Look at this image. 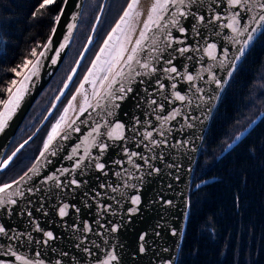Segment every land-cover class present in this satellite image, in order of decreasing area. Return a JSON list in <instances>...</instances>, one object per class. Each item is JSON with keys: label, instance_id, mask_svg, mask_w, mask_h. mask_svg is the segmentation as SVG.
I'll list each match as a JSON object with an SVG mask.
<instances>
[{"label": "water", "instance_id": "95a60500", "mask_svg": "<svg viewBox=\"0 0 264 264\" xmlns=\"http://www.w3.org/2000/svg\"><path fill=\"white\" fill-rule=\"evenodd\" d=\"M130 2H132V0H128L126 3L117 20L102 40L75 89L50 124L41 147L30 166L19 176L5 182H0V186H2L5 183H12L14 180H19L29 168L34 164L37 165L38 171L30 173V178H25L19 185V190L24 192V195L13 197L17 199V205H7L5 208H0V225L10 229L12 233L24 234L22 239L13 242L11 248H0V264H23L22 261L15 260L11 255L12 251H15L17 255L24 256L29 260L30 264H56L57 259H61L62 264H69V257L72 256L75 257V260L72 261L71 264H98L96 260L97 256L106 258L103 254L112 251H115L119 256V264H177L189 218L190 193L193 188L194 171L207 131L234 73L260 34L257 33L256 38L251 42L248 49H246L245 56L237 62L232 77L228 78L226 73L229 69L219 65V60L223 59L220 50L222 47L228 48L231 56L237 55L235 47L233 46V37L241 40L243 37H237L231 30L223 27L214 29L212 26L201 24L198 25V28L202 32V37L193 39L191 36H181L176 28H172L169 24V29L173 37L184 39L189 47L195 45L200 49V51L195 53H186L183 57L179 53H176L175 55L177 58L174 63L180 67L182 71L184 70L183 66L187 64L188 71L193 75L199 71L205 77L204 81L198 80L197 83L200 87L204 88L206 96L204 101H198L192 97V93H187L189 97L193 98L192 105L181 104L180 102H175L170 105L164 100V95L167 94V88L164 92H156L154 94L153 98H155L158 103H163L165 105L166 110L164 113H161V115H166L173 107L181 108L182 112L181 116L177 117L174 121H170L167 125V127L171 129V134L168 136L170 146L156 149L157 153H163L164 155L163 161L158 159L153 162L155 166L161 169L160 173H154L149 176L147 175L148 169L146 167H142L137 171L128 163L125 149H127L128 153L135 151L148 154L147 150L143 147L137 148L136 145L140 143L141 137L139 135L134 136L131 129L135 125L139 133L145 131V128L136 124V118H139L141 124H143L145 120H151L153 125L157 124L155 114H146L150 105L145 102L146 93L144 92L145 88L151 92L155 85L154 82L149 83V80L153 79L151 75L144 76L145 69H142L134 61L131 66H129L127 57L132 54V48L135 47V42L140 38V33L142 31L147 33L149 40L142 43V50L138 49L137 58L141 59L143 62L145 58L151 60L152 57L157 55L155 52H150L152 48L151 40L155 38L162 41L164 33L169 29H164L163 27L157 29L155 24L148 21L150 15L153 20H158L159 16L165 14L159 10L151 12L155 0H137L135 7L129 10V17H126L125 22L121 23L122 30H118L117 33L114 34L113 40L109 42L111 47L106 49L105 53L101 55V59L97 61V66L93 68V74L88 77V82L84 83V87L80 89L79 92L77 91V89L80 88V84L84 81L85 75L88 74V69L92 68V62L96 59V55L103 46L108 33L111 32L112 28L120 21V17L124 15ZM85 3L86 0H68V6L65 9L66 14L62 16L60 26L57 28V34L53 37L56 47H58L60 43H64L66 46L60 52L57 64L51 65L50 61L44 62V67L41 69L39 78L35 79V86L31 88L30 93L25 95L19 107L12 112L5 130L0 132V164H2L3 160L7 159L8 156H11L25 140H28V143L33 140L40 129L53 115L59 103L71 87L81 64L94 43L95 31L101 19L106 0L102 1L100 10L88 36V38H92V43L89 44L87 38L77 60L42 121L31 135L23 140L12 152L7 154L18 130L28 116L33 105L51 83L65 61L75 39ZM213 3H215V0H199L195 5L189 4V7L199 8L200 12L204 13L206 11H212L209 5ZM178 7L181 10H186L183 6ZM216 10L223 11L228 15L231 13V9L227 8ZM173 15H176L175 11ZM172 18V16H168V20L163 23H167ZM176 18L180 19L181 24L191 31L190 23L183 20L178 15H176ZM146 21H148L152 29L151 31L144 27ZM224 22H227V17ZM93 29H95V31H93ZM51 36L52 30L44 44ZM65 37H67V39H65ZM117 37H119V39H117ZM211 43L217 45V49L213 51V55L217 56L216 61H213L211 57L203 51L207 44ZM184 46V44H173V47ZM121 47L124 49L123 52H120ZM159 47L163 48V44L160 43ZM41 50L42 47L37 53ZM170 52L171 50H169V53ZM81 53H83V58L81 57ZM187 55H193L194 59L191 61L186 60L185 57ZM49 56H51V54H49ZM36 59H39V56L34 57L32 61L35 62ZM197 60L200 62L197 63ZM77 61H79V64ZM152 65L159 68V65L155 64V61H152ZM205 68H209L212 72H215L218 79L222 81L227 79V83L222 84L221 88L218 89L213 82L208 80L210 73L205 72ZM73 69H76L75 73H73ZM108 69L111 70L109 71ZM118 72H121L122 75L117 76L116 74ZM136 73H140V75ZM69 76L72 77L71 80L68 79ZM104 76H108V80H104ZM113 79L118 80L120 83H124L126 87H132L133 93H130L128 98L123 101H101V103L106 105V108L110 103H119L120 107H111V115L104 116V119L100 120L101 127L99 133L93 132L92 129L96 126L94 122L103 115L106 110L97 107V101L100 97H97L94 93L98 91L101 96H103L106 91L114 90L117 85L111 83ZM141 79L144 80L143 84L140 83ZM66 83L68 84L67 88L64 87ZM164 83L167 85L169 82L164 80ZM186 88L187 84L181 83L177 90L182 91L183 94ZM73 96H75L74 100L72 99ZM57 97H60V99L57 100ZM7 98L8 95L5 99ZM70 100L72 101L71 106H69ZM197 103H199L201 107H196L195 105ZM89 104L93 107L89 108ZM53 105H55V107H53ZM66 107L68 108L67 113L64 112ZM81 108L85 109V111L81 112ZM93 109H95V111ZM0 111H3V105H1ZM89 113H91V115H89ZM62 114L65 119L60 122L61 127L59 131L61 135L67 133L69 139H61V136H57L53 141L54 146H60L57 150V155H50V152L54 150L50 148L49 154H46V157L39 158L40 151L43 149V143L52 125L57 123ZM46 117L47 119H45ZM184 117L191 118L186 121ZM73 121H75L73 127L80 128V132L71 131L69 129V125H71ZM81 121H86V123L82 124ZM106 121L110 123H106ZM117 123L123 124L124 128L115 133L113 138H109L106 133L111 131ZM189 124L192 126L188 127ZM89 133H91V135H89ZM30 137L31 139H29ZM156 138L159 139L158 136ZM185 139L188 141L187 147L183 144L171 147L177 140L183 141ZM101 140L109 145L108 150L100 158V162L106 163L107 176L103 175L95 168H91L86 171L84 176H80L78 171L74 173V177L81 182L83 180L88 181L87 184L81 183V187L79 188L75 186L64 187L63 189L57 188L54 180H47V183H43L48 176H59V173L56 171L58 168L62 169L72 166L73 162L67 160V156L72 155V149L77 144H80V148L76 153L77 156L83 155L86 150L90 151L93 156H97L99 153L95 144ZM21 150L16 153L6 167H0V174L10 166ZM49 160L51 163L47 162ZM133 160L136 163H142L138 158L134 157ZM116 161L120 163H115ZM85 162L87 163V158ZM170 163L179 164L180 167L170 168ZM189 167L192 169L191 171L188 170ZM124 169H127L129 173L133 174L134 178L130 183L136 185V189H126L123 187L124 180L127 178L126 175L120 177L115 175L116 172H123ZM177 177H179V179H177ZM59 179L63 181L65 177L59 176ZM101 184L105 185V187L101 188ZM108 185L118 187V191L112 192ZM29 187L40 190L29 193L27 191ZM10 191L16 192L17 187L14 185ZM85 192L87 195L84 194ZM96 192L101 193V195L96 197ZM132 195H140L142 203L139 206L138 212L129 215V210L137 207L136 205H132L128 199V197ZM113 196L117 199H110V197ZM161 198L171 201V204H163ZM98 203H110L115 214H113V211H109L106 214H98ZM62 204L69 205V215L63 218L60 217L58 213V209ZM72 205H75L80 211L77 213L72 208ZM29 211L32 213L31 216L27 215ZM97 219L105 224V228L98 227L95 223ZM108 220L113 221V223L119 227L120 230L117 233H111L108 230L112 226L106 223ZM84 221H87L93 227V232L87 234L89 240L95 241L96 245H99L97 249L85 241L89 247H93L94 254L92 256L74 247V244L79 242L78 237L81 236V233L76 231L73 225L78 224L82 227V222ZM36 225H39L44 231L53 232L56 239L49 241L47 245L36 243L38 240L46 239L42 236L41 232L36 231ZM96 232L104 233V235H96ZM145 232L147 233V250L145 253L139 254V236ZM173 232H175V235ZM29 233L32 237L31 240L28 239ZM105 241H107V243H105ZM4 243L6 245L7 241L5 240ZM63 251H67L69 257H61L60 254Z\"/></svg>", "mask_w": 264, "mask_h": 264}, {"label": "trees", "instance_id": "16d2710c", "mask_svg": "<svg viewBox=\"0 0 264 264\" xmlns=\"http://www.w3.org/2000/svg\"><path fill=\"white\" fill-rule=\"evenodd\" d=\"M102 1L99 0L93 13H86L90 2L86 0L74 42L82 32L88 37ZM41 2L0 0V99L8 95L3 89L20 78L9 69L20 71L23 61L34 58L30 53L33 49L38 52L48 38L54 25L53 17L58 14L63 0L37 11ZM127 2L107 0L95 33L98 34L96 51ZM87 37L83 39L84 44ZM71 49L72 46L60 70L24 120L8 154L35 130L47 112L63 84L54 87L60 71L73 63ZM90 50L87 62L79 69L55 114L28 146L32 147V152L23 168L18 169L19 154L0 174V182L17 177L32 163L48 126L75 89L94 54V49ZM260 84L264 85V35L261 34L234 73L207 131L194 171L189 218L177 264H264V88L260 90ZM44 99L50 101L47 107L27 122L36 105ZM241 132L244 133L241 139L224 151Z\"/></svg>", "mask_w": 264, "mask_h": 264}, {"label": "snow or ice", "instance_id": "6c2138e0", "mask_svg": "<svg viewBox=\"0 0 264 264\" xmlns=\"http://www.w3.org/2000/svg\"><path fill=\"white\" fill-rule=\"evenodd\" d=\"M199 2V0H155V3L152 5L151 12H156L159 10L162 13H165L164 15L159 16L158 20H153L152 16L150 15L148 17V21H151L152 24L156 25L157 29H160L163 27L164 29H169V24L172 26V28H176V30L181 34V36L188 37L191 36L193 39L196 37H202V32L198 28V25H205V26H212L214 29L223 27L225 29L231 30L232 33L235 34L237 37H243V39H237L233 37V46L235 47V51L237 55L231 56L229 49L222 47L220 50V54L223 57V59L219 60V65H222L225 68H228L226 75L228 78L232 77V74L235 70L236 64L238 61L241 60L243 56L246 54V49L250 46L251 42L256 38L257 33L264 35V0H215V3L209 5V7L212 9V11H206L204 13H201L199 8H190L189 4L195 5ZM56 3V0H42V2L39 4L37 11L45 9L47 6H51ZM137 3V0H132L127 6V9L124 12V15L120 17V21L117 22L116 26L112 28L111 32L108 33L107 38L104 40L103 46L100 48L99 52L96 55V59L92 62V68L88 69V74L85 75L84 81L80 84V88L77 89L79 92L80 89L84 87V83L88 82V77L93 74V68L97 66V61L101 59V55H103L106 51V49H109L111 47L110 41L113 40L114 34L117 33L118 30L121 29V23L125 22V18L129 17L130 12L129 10L133 9ZM68 6V0H63V5L60 8V11L57 15L53 17L54 26L52 28V36L49 37L48 41L42 45V50L37 53L35 49H33L30 53L32 57L39 56V59H36L35 62L32 60H25L22 62L21 70L18 71L17 68L9 69V71L14 72L17 77H20L19 80H12L11 86L3 89V91L8 93L7 99H0V104L3 105V111H0V132H3L5 128L8 125V121L11 117L12 112L16 110V108L19 107L20 103L25 98V95L30 93L31 88L35 86V79L39 78L41 69L44 67L45 61H50L51 65H55L58 62V57L60 55V52L63 50V48L66 46L64 43H60L58 47L55 46L53 37L57 34V28L60 26V21L62 16H64L65 9ZM178 6H183L186 10H181ZM231 9L230 15L223 11H217L216 9ZM176 12V15H178L183 20L187 21L191 25V31L189 28H186L183 26L180 22V19L176 18V15H173V12ZM36 13H33V16H35ZM168 16H172L173 18L169 20L167 23H163L164 21L168 20ZM227 17V22H224ZM99 19V18H97ZM148 21L145 22L144 27L146 29H149L151 31V27L148 23ZM95 31V29H93ZM67 39V37H65ZM119 39V37H117ZM149 40V37L147 36V33L142 31L140 33V38L136 40L135 47L132 48V54L128 55L127 57V63L129 66H131L132 62L134 61L136 64H138L142 69H145L144 76H149L153 79L149 80V83H153L155 87L151 92L147 88L144 89V92L146 93V103H149L150 108L147 110L146 114L151 115L155 114V120L157 122L156 125H153L151 120H145L143 124H141L139 118H136V124L140 125L141 127L145 128V131L143 133H139L136 126L134 125L131 129L134 136L139 135L141 137L140 143H138L136 146L137 148L143 147L147 150L148 154H145L144 152H131L128 153L127 149H125V155L128 157V163L131 164L137 171H139L142 167H146L148 169L147 175L151 176L152 174H159L161 169L153 163L156 160H164L163 153H157V148H167L169 147V141L168 136L171 134V129L167 127L170 121H174L177 119V117L181 116V108L179 107H173L170 111L167 112L166 115H161V113L165 112V105L163 103H158L155 98H153L154 94L156 92H164V90L167 88V94L164 95V100L168 104H174L175 102H180L181 104H193V98L194 97L198 101H204L205 100V90L204 88L200 87L197 81H204L205 77L197 71L195 75H193L191 72L188 71V66L185 64L183 66V71L180 67H178L174 61L176 60V53H179L182 57L186 53H195L197 51H200V49L197 46L189 47L184 39H180L179 37H173L171 30L169 29L164 33V38L162 41L158 39H152L151 44L152 48L150 49V52H155L157 55L150 59L145 58L143 62L138 57V49L142 50V43L144 41ZM89 44L92 43V38H88ZM163 44V48L159 47V44ZM173 44H184V47H173ZM217 49V45L215 43L207 44V46L203 49L204 52L207 53L209 57L213 61L217 60V56L213 55V51ZM87 50V49H86ZM169 50L171 52L169 53ZM124 49L121 47L120 52H123ZM51 54V56H49ZM81 57L83 58V53H81ZM186 60L191 61L194 59L193 55H187L185 57ZM152 61H155V64L159 65V68L152 65ZM200 61L197 60V63ZM79 64V61H77ZM217 65V66H219ZM109 71L111 69H108ZM73 73H75L76 69L72 70ZM205 72L210 73L208 76V80L213 82L216 87L219 89L221 88L222 84L227 83V79L221 80L217 78V75L215 72H212L211 69L205 68ZM137 75H140V73H136ZM117 76H121L122 73L118 72L116 74ZM69 80L72 79L71 76L68 78ZM104 80H108V76L103 77ZM164 80H167L169 83L166 85L164 83ZM113 85H117V87L114 90H108L106 93L101 96V94L97 91L94 94L97 97H100V99L97 101V107L100 109H106L94 123L95 127L92 129L93 132L99 133L100 131V120L104 119V116H110L111 107H120L119 103H110L109 105H106L104 103H101V101H123L128 98V95L130 93H133L132 87L128 86L126 87L124 83H120L118 80L113 79L111 82ZM141 84L144 83V80L141 79ZM181 83H186L187 88L184 89V92L182 94V91L177 90L180 87ZM65 88L68 87V84L66 83L64 85ZM187 93H192V97H189ZM63 94V93H62ZM60 97H57V100H59ZM75 99V96L72 98ZM72 105V101H69V106ZM139 106V105H137ZM155 106V107H151ZM196 107H201L199 103L195 105ZM55 107V105H53ZM89 108H92L93 106L91 104L88 105ZM95 111V109H93ZM210 110V109H209ZM68 108L66 107L64 109V112L67 113ZM85 111V109L81 108V112ZM91 115V113H89ZM191 117H184V119L187 121ZM47 119V117L45 118ZM65 117L62 114L60 116V119L57 121V123L52 125V128L50 132L47 135L46 140L43 143V149L40 151L39 158L46 157V154H49L50 148H53L50 152V155L56 156L57 150L59 149V145H53V141L56 139L57 136H61V139H69V135L67 133L61 135L59 129L61 127V121H64ZM81 123H86V121H81ZM106 123H110L109 121H106ZM252 123H255V121H252ZM75 124V121L71 125H69V129L71 131L80 132V128L73 127ZM192 125L189 124L188 127H191ZM248 127H251V124H249ZM124 128L123 124L117 123L115 127L107 132V136L109 138H113L114 134L118 131L122 130ZM151 129V130H148ZM155 134V135H154ZM91 135V133H89ZM244 133H240V135H237L233 142L230 144H227L224 151H227L228 149H231L233 147V144H235L237 141L241 139V136H243ZM159 137L157 139L156 137ZM31 139V137L29 138ZM28 143V140H25L24 143L20 144L19 147L16 149L15 152L12 153L11 156H8L7 159L3 160L2 164H0V167H6L9 162L13 159V157L16 155L17 152H19L26 144ZM83 143V142H82ZM178 144H183L185 147L188 145V141L185 139L183 141L177 140L175 144L171 145V147H175ZM95 147L98 150L99 155L93 156L90 151H85L83 155L77 156L76 153L78 152L80 148V144H77L72 149V155L67 156V160L72 161L71 167H64L62 169H57L56 171L59 173V176H64L65 180H60L59 176L53 175L48 176L46 180L43 181V183H47V180H54L56 187L63 189L64 187H70L75 186L76 188L81 187V183L87 184V180H83L82 182L74 177V173L78 171V174L80 176H84L86 171L91 168H95L103 175L107 176L108 173L106 171V163L100 162V158L103 156V154L108 150L109 145L107 143H104L102 140L99 142H96ZM138 158L139 161L142 163H136L133 158ZM38 158V159H39ZM87 158V163L85 162ZM48 163H51V161H47ZM115 163H120L119 161H116ZM169 167H180L179 164L176 163H170ZM191 171L192 169L189 167L188 169ZM38 171L37 165L34 164L31 168L28 169L27 172H25L19 180H14L12 183H5L2 186H0V208H5L7 205L16 206L18 201L17 199H14L13 197L17 196H23L24 192L19 190V185L25 180V178H30L29 174ZM116 176H125L126 179L124 180L123 187L124 188H132L136 189V185L131 184L130 181L134 178L132 173H129L127 169H124L123 172H116ZM142 179V178H140ZM179 179V177H177ZM17 187L16 192H11L10 190L13 188V186ZM101 188H104L105 185L101 184ZM109 188H111L112 192H117L118 187H112V185H108ZM199 187V185H197ZM40 189H34L32 187L28 188L29 193H33L34 191H39ZM87 195V193H84ZM96 197H99L101 193L96 192ZM110 199H117L116 197H110ZM130 200V203L132 205H136V208H132L129 210V215L134 214L139 211V206L142 203V198L140 195H132L128 197ZM162 203L165 205L171 204V201L163 200L161 198ZM30 202V201H29ZM190 207V205H189ZM72 208L78 213L80 211L79 208H76L75 205H72ZM69 205L68 204H62V206L59 207L58 213L60 217H66L69 215L68 212ZM109 211L112 210V206L110 203H98V214H106ZM28 216H31V211L27 212ZM95 223L98 225L99 228H105V224L101 223L99 219L95 221ZM109 225H112L110 229H108L111 233H117L120 229L118 226H116L113 221L108 220L106 222ZM73 228L81 233V236L78 237L77 243L74 244V247L78 250L83 251L84 253L88 254L89 256H92L93 253V247L99 248V245H96L95 241L89 240L88 233L93 232V227L91 224H89L87 221L82 222V227L78 224H74ZM36 231L41 232L42 236L46 239L38 240L36 243H43L47 245L49 241H53L56 239V236H54V233L51 231H44L39 227V225H36ZM96 235L103 236L104 233L96 232ZM175 235V232H173ZM24 236L23 233L15 234L12 233L10 229H7L5 226L0 225V248L8 247L11 248L13 242L18 241L22 239ZM28 239L31 240V234H28ZM7 241V244L5 245L4 241ZM85 241L88 242V244L93 245V247H89L88 244L85 243ZM107 243V241H105ZM146 243H147V233H142L139 236L138 240V253L143 254L146 252ZM22 246V245H21ZM11 255L15 258L16 261H22L23 264H30L29 260H27L24 256L17 255L15 251L11 252ZM38 255V253H37ZM61 257H69V253L67 251L61 252ZM103 256H106V258H102L101 256H97L96 260L98 264H119V256L116 254L115 251L112 252H105ZM75 260V257H69V264H71L72 261ZM56 264H62L61 259H57Z\"/></svg>", "mask_w": 264, "mask_h": 264}, {"label": "rangeland", "instance_id": "374dc122", "mask_svg": "<svg viewBox=\"0 0 264 264\" xmlns=\"http://www.w3.org/2000/svg\"><path fill=\"white\" fill-rule=\"evenodd\" d=\"M99 2V0H90L89 4H88V10L86 13H93L95 8H96V4ZM83 34V36H82ZM82 34H79V36L76 38L74 44L72 45V49H71V57H72V62L71 65L69 66V62L66 64V66H69L68 69H65V68H62V70L60 71V75L57 77L56 79V82L54 84V87L57 88L58 86H61L60 84H62V82L64 83V80L67 78L70 70H71V67L73 66L84 42H83V39H85L87 37V34H85V32H82ZM83 43V44H82ZM82 44V45H81ZM65 66V67H66ZM53 88V90L55 89ZM264 88V85L263 84H260L259 86V89L263 90ZM52 90V91H53ZM49 100L48 99H44L42 100L41 102H39L36 107H35V111L32 113V115L28 118L27 122H29L30 120L34 119L36 117V115H38L40 112L43 111L44 108L47 107V105L49 104ZM52 103V102H51ZM51 105V104H50ZM50 107V106H49ZM46 114V113H45ZM44 114V116H45ZM262 115V113H260L259 117ZM43 116V117H44ZM43 119V118H42ZM242 133V132H241ZM30 152H32L31 148H27L25 150H23L21 153H20V156H19V159H20V168H23V166L25 165V163L27 162V159L29 157V155L31 154Z\"/></svg>", "mask_w": 264, "mask_h": 264}, {"label": "flooded vegetation", "instance_id": "af4514ba", "mask_svg": "<svg viewBox=\"0 0 264 264\" xmlns=\"http://www.w3.org/2000/svg\"><path fill=\"white\" fill-rule=\"evenodd\" d=\"M106 2H107V0H106ZM105 4H106V3H105ZM98 25H99V24H98ZM97 30H98V26H97V28H96L95 33H97ZM95 36H96V35H95ZM97 39H98V34H97V36H96L95 43H94L93 47L91 48L92 50L94 49V54H95V52H96L95 44H96ZM98 44H99V43H98ZM90 51H91V50H90ZM94 54H93V55H94ZM89 55H90V54L88 53L87 56H86V58H85V60H84V62H83V64H82V66L87 62V59H88ZM93 55L91 56L90 60L88 61L87 65H86V68H87V66L89 65V63H90V61H91ZM82 66L80 67V69L82 68ZM86 68H85V70H86ZM31 144H32V142H31L30 144H28V146L31 145ZM40 145H41V144H40ZM30 148H31V150H32V147H30ZM39 148H40V147L38 146L37 149H39ZM37 149H36V151H37ZM36 151H34V153H35ZM37 152H38V151H37ZM37 152L35 153V155L37 154Z\"/></svg>", "mask_w": 264, "mask_h": 264}, {"label": "bare ground", "instance_id": "6f19581e", "mask_svg": "<svg viewBox=\"0 0 264 264\" xmlns=\"http://www.w3.org/2000/svg\"><path fill=\"white\" fill-rule=\"evenodd\" d=\"M76 60H77V58H76ZM76 60H75V61H76ZM84 60H85V59H84ZM83 62H84V61H83ZM74 63H75V62H74ZM82 64H83V63H82ZM82 64H81V66H82ZM81 66H80V67H81ZM33 139H34V138H33ZM32 141H33V140H32ZM32 141H30L28 144H30ZM28 144L24 147V150L27 149V148H29V147H28ZM18 155H19V154H18ZM18 155H17V156H18ZM14 161H15V160H14Z\"/></svg>", "mask_w": 264, "mask_h": 264}]
</instances>
